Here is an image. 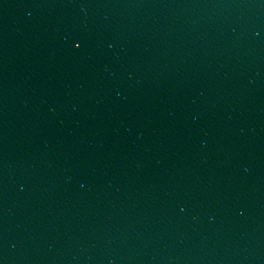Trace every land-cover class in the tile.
I'll list each match as a JSON object with an SVG mask.
<instances>
[{
  "label": "water",
  "instance_id": "1",
  "mask_svg": "<svg viewBox=\"0 0 264 264\" xmlns=\"http://www.w3.org/2000/svg\"><path fill=\"white\" fill-rule=\"evenodd\" d=\"M0 264H264V0H0Z\"/></svg>",
  "mask_w": 264,
  "mask_h": 264
}]
</instances>
